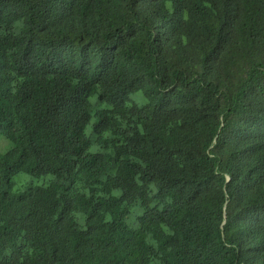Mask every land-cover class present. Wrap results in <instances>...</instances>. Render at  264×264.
I'll use <instances>...</instances> for the list:
<instances>
[{
  "label": "trees",
  "instance_id": "trees-1",
  "mask_svg": "<svg viewBox=\"0 0 264 264\" xmlns=\"http://www.w3.org/2000/svg\"><path fill=\"white\" fill-rule=\"evenodd\" d=\"M2 139L0 264H264V0H0Z\"/></svg>",
  "mask_w": 264,
  "mask_h": 264
},
{
  "label": "rangeland",
  "instance_id": "rangeland-1",
  "mask_svg": "<svg viewBox=\"0 0 264 264\" xmlns=\"http://www.w3.org/2000/svg\"><path fill=\"white\" fill-rule=\"evenodd\" d=\"M0 146H3L6 142L3 141V139L0 141Z\"/></svg>",
  "mask_w": 264,
  "mask_h": 264
}]
</instances>
